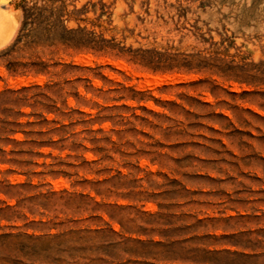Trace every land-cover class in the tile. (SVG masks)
Returning <instances> with one entry per match:
<instances>
[{
    "label": "rangeland",
    "instance_id": "obj_1",
    "mask_svg": "<svg viewBox=\"0 0 264 264\" xmlns=\"http://www.w3.org/2000/svg\"><path fill=\"white\" fill-rule=\"evenodd\" d=\"M0 1V264H264V0Z\"/></svg>",
    "mask_w": 264,
    "mask_h": 264
},
{
    "label": "bare ground",
    "instance_id": "obj_2",
    "mask_svg": "<svg viewBox=\"0 0 264 264\" xmlns=\"http://www.w3.org/2000/svg\"><path fill=\"white\" fill-rule=\"evenodd\" d=\"M0 2H1V1H0ZM0 4H1V3H0ZM0 8H1V7H0ZM0 11H1V10H0ZM1 12H2V11H1ZM2 16H5V15L3 14ZM13 17H14V15H13ZM5 18H6V17H5ZM2 19H3V18H2ZM15 19H16V16H15ZM0 20H1V17H0ZM3 20H4V19H3ZM12 20H13V19H12ZM10 23H11V22H10ZM2 25H3V24H1V22H0V30H1V31H2V27H3ZM13 26H14V25H13ZM13 26H12V27H13ZM13 29H14V28H13ZM147 77H148V76H147ZM147 77H146V78H147ZM149 77H150V75H149ZM157 77H158V76H157ZM149 79H151V78H149ZM158 79H162V80H164L165 78H158ZM152 80H153V79H152ZM154 80H155V81H153V82L151 81V82H152V83L158 82L157 78L154 79ZM162 80H161V81H162ZM149 81H150V80H149ZM159 83H161V82H159Z\"/></svg>",
    "mask_w": 264,
    "mask_h": 264
}]
</instances>
